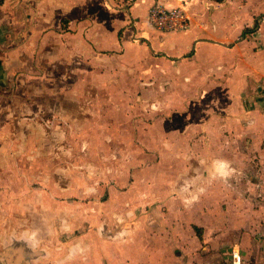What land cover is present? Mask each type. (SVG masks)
<instances>
[{"label":"crops","instance_id":"1","mask_svg":"<svg viewBox=\"0 0 264 264\" xmlns=\"http://www.w3.org/2000/svg\"><path fill=\"white\" fill-rule=\"evenodd\" d=\"M105 4L110 6L108 10ZM154 4L165 8L180 5L178 0H0V96L9 88L11 75L28 71L33 56L39 57L40 42L63 37L85 46L86 52L91 42L93 55L107 49L117 52L121 45L126 47V42H119L120 31L115 33L121 27V15L124 23L133 24L136 30L141 24L149 28L147 13ZM187 16L186 32L157 30L152 34L147 30L136 35L137 40L132 39L152 61L164 63L160 72L167 80L162 88L168 94L175 93L169 103L178 106L181 117L189 120L185 106L193 105L198 112L190 114L206 122L199 126V135L188 150L191 160L186 156L176 163L183 175L167 177L170 187L160 189L161 201L146 192L148 199L139 205H154L146 212L135 208L139 207L136 182L128 192L109 200L108 208L74 212L87 231L66 253L41 249L35 231L10 237L2 243L0 264H58L54 257L61 254L62 261L82 258L94 264H115L123 261L127 249L142 253L160 244L183 255L184 264H194L188 261L192 246L186 241V231L192 234L194 229L204 250L198 264H219L215 245L225 264L230 261V248L240 252L242 264H264V0H188ZM107 27L111 36H106ZM3 100L7 101L0 97V104ZM216 119L223 124L219 125L220 138L215 140L224 136L228 155L195 158L202 146L211 150L212 122ZM5 136L6 130L0 128V152L7 145ZM181 147L184 152V144ZM213 150L217 151L214 142ZM225 161L230 171L227 179L221 178L219 171ZM245 182L258 186L260 192L254 199L242 190ZM256 199L262 205L251 214L239 206L253 204ZM122 200L128 201L123 203L127 207L119 205ZM249 217L252 221H247ZM188 225L193 228L187 229ZM137 227L148 233V241L142 245L134 240ZM150 230L167 234L151 237ZM208 231L215 237L206 245ZM162 237L166 238L164 243H160ZM46 258L48 263L40 262ZM127 259L129 264L148 261Z\"/></svg>","mask_w":264,"mask_h":264},{"label":"rangeland","instance_id":"2","mask_svg":"<svg viewBox=\"0 0 264 264\" xmlns=\"http://www.w3.org/2000/svg\"><path fill=\"white\" fill-rule=\"evenodd\" d=\"M109 7L105 4V10ZM121 16V27L115 33L120 31L119 42H126V47L121 45L117 52L107 49L93 55L87 40L88 54L85 46L75 40L62 37L42 41L39 57L33 56L29 70L14 72L9 88L1 93L0 97L7 100L0 104V128L6 130L3 141L7 142L0 152L4 165L0 167L1 251L2 243L10 237L35 231L41 249L65 252L87 231L74 212L108 208L109 200L128 192L135 182L136 204L152 195L161 201L160 189L170 187L166 185L167 177L183 175L176 163L186 156L191 160L192 152L188 150L199 135V126L206 122L190 114L198 112L193 105L185 106L189 120L181 117L178 106L169 103L175 93L168 94L162 88L167 80L160 72L164 63L152 61L132 41L136 35L147 30L154 34L157 29L141 24L136 30L133 24L126 25L125 16ZM105 33L111 36L108 27ZM0 78L2 83L3 76ZM220 123L223 121L219 119L212 122L211 150L202 146L195 158L228 155L224 152V136L215 140L220 138ZM213 142L217 151L213 150ZM241 188L250 192L252 199L260 192L258 186L246 182ZM120 203L127 207L123 203L128 201ZM261 205L259 199L253 204L239 203L248 213ZM150 207L154 205L135 208L143 213ZM248 220L252 221L251 217ZM143 230L137 227L133 233L138 245L148 241V233L143 234ZM186 232L185 239L192 246L188 261L198 264L204 250L195 236L196 230L192 234ZM165 234L162 230L149 231L151 237ZM214 237L208 231L206 245ZM162 238L160 243L166 239ZM214 251L219 264H225L217 245ZM125 255V260L129 256L135 261L148 260L146 264H184L183 255L164 244L142 253L127 249ZM63 256H55L54 261L94 264L82 258L62 261ZM124 259L115 264L130 263ZM207 259L208 256L204 258ZM40 262L48 263L49 258Z\"/></svg>","mask_w":264,"mask_h":264},{"label":"built area","instance_id":"3","mask_svg":"<svg viewBox=\"0 0 264 264\" xmlns=\"http://www.w3.org/2000/svg\"><path fill=\"white\" fill-rule=\"evenodd\" d=\"M179 6L165 8L159 4L152 5L147 13V23L160 32H186L189 26L187 16L188 0H178ZM229 264H242V256L238 250H231Z\"/></svg>","mask_w":264,"mask_h":264},{"label":"clouds","instance_id":"4","mask_svg":"<svg viewBox=\"0 0 264 264\" xmlns=\"http://www.w3.org/2000/svg\"><path fill=\"white\" fill-rule=\"evenodd\" d=\"M219 171H220L221 178L223 179L228 178V176L230 175V171H229V165L226 161L220 164Z\"/></svg>","mask_w":264,"mask_h":264},{"label":"trees","instance_id":"5","mask_svg":"<svg viewBox=\"0 0 264 264\" xmlns=\"http://www.w3.org/2000/svg\"><path fill=\"white\" fill-rule=\"evenodd\" d=\"M214 1H216V2H222L223 0H214ZM251 31H252V30H251ZM251 31L247 30L246 33H247V32H251ZM196 232H197V236H198V238H199V237H200V234H199V232H198L197 229H196Z\"/></svg>","mask_w":264,"mask_h":264},{"label":"water","instance_id":"6","mask_svg":"<svg viewBox=\"0 0 264 264\" xmlns=\"http://www.w3.org/2000/svg\"><path fill=\"white\" fill-rule=\"evenodd\" d=\"M231 253V248L227 250V254L229 255Z\"/></svg>","mask_w":264,"mask_h":264}]
</instances>
